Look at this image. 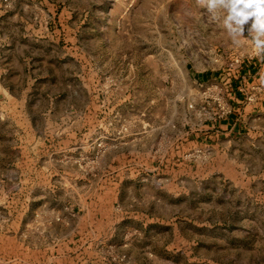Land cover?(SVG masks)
I'll return each mask as SVG.
<instances>
[{"label":"rangeland","instance_id":"rangeland-1","mask_svg":"<svg viewBox=\"0 0 264 264\" xmlns=\"http://www.w3.org/2000/svg\"><path fill=\"white\" fill-rule=\"evenodd\" d=\"M210 17L0 0V264H264V63Z\"/></svg>","mask_w":264,"mask_h":264},{"label":"clouds","instance_id":"clouds-1","mask_svg":"<svg viewBox=\"0 0 264 264\" xmlns=\"http://www.w3.org/2000/svg\"><path fill=\"white\" fill-rule=\"evenodd\" d=\"M206 8L213 21L219 22L234 44L242 41L245 24L252 19L248 29L255 55L264 59V0H196Z\"/></svg>","mask_w":264,"mask_h":264},{"label":"crops","instance_id":"crops-1","mask_svg":"<svg viewBox=\"0 0 264 264\" xmlns=\"http://www.w3.org/2000/svg\"><path fill=\"white\" fill-rule=\"evenodd\" d=\"M260 63H264V59L260 60ZM262 66V65H260ZM262 68L264 69V64L262 66ZM260 97L257 98V103L255 104H251V108H246V112H248L249 110H251L253 107H257L256 109L261 112L264 111V90L260 89ZM249 109V110H248ZM253 111V110H251ZM233 121V120H232ZM248 124L249 122H223L222 124L219 125V128H221L222 130H226L228 131L229 135H234V134H241L242 131H244L246 128H248Z\"/></svg>","mask_w":264,"mask_h":264}]
</instances>
